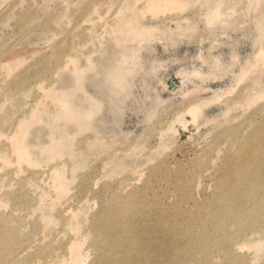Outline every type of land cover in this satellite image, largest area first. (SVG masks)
Wrapping results in <instances>:
<instances>
[{"label": "rangeland", "instance_id": "obj_1", "mask_svg": "<svg viewBox=\"0 0 264 264\" xmlns=\"http://www.w3.org/2000/svg\"><path fill=\"white\" fill-rule=\"evenodd\" d=\"M59 92L84 117L63 116ZM23 117L37 159L0 155V264H71L76 239L86 253L77 264H108L82 231L98 219L120 234L142 219L139 205L157 217L165 208L170 231L240 242L261 225L264 198L253 196L263 209L250 226L221 216L217 177L264 124V0H0V133ZM51 134L72 151L42 152ZM54 166L67 191L38 188ZM119 196L137 206H116ZM190 236L178 245L184 264L206 258ZM144 247L129 264H158ZM240 249L245 264H264V249ZM177 255L160 264H180Z\"/></svg>", "mask_w": 264, "mask_h": 264}, {"label": "bare ground", "instance_id": "obj_2", "mask_svg": "<svg viewBox=\"0 0 264 264\" xmlns=\"http://www.w3.org/2000/svg\"><path fill=\"white\" fill-rule=\"evenodd\" d=\"M68 56L70 55L68 54ZM65 63L67 65V62H64V64ZM64 64L62 66H65ZM123 70L121 71L123 72ZM122 78H120L121 80L119 79L120 82L123 80ZM59 100L63 104V111H62L63 116H66L68 118H76V119L84 117L83 114L79 112V109L71 105L70 102L71 100L68 94H66L65 92H59ZM38 109H36L35 114L30 113L33 115L31 116L34 117L35 120H40L39 115L41 114V112ZM196 109L198 110V108L196 107H191L189 111L190 113L194 114ZM25 118H28V116L27 117L25 116ZM25 118L24 117L21 118V120L18 122L15 128V131H13L14 133L12 135L9 134L7 135L4 132L0 133V140H2L3 137H5L8 140L6 142H9L7 143V147L0 146V155L2 154V157L5 159L6 162H13L15 160L19 164H21L22 162H27L30 164L33 162L35 163V158L37 159V157L33 154L32 149L30 148L32 147V145H30L26 141L27 128L25 124L27 125V122L25 120L27 119ZM31 119L32 118L30 117V120ZM33 120H31V122ZM250 140H253L254 144L250 143L249 142ZM58 143L59 140L57 139V137H55L54 134H51L49 142L41 146L42 152H46L48 154L51 153V156H53L61 150L72 151L71 145H65L58 148L59 145ZM247 145H252V146H247ZM242 150L245 156L242 160L240 161L238 160L237 158L238 154H237V156H234L237 159H233V157L230 156V158L226 159L227 161L221 164L220 171L218 172V177H217L218 192H216L217 194L216 199H218V201L223 200L221 204L222 206L219 207V209L222 211L220 213L221 216L224 217L226 216L227 218L231 217L230 218L231 220L233 221L236 220L239 223L246 220V222H248V225L250 226V224L254 223L255 220L261 218V211L263 209L262 201L254 200L253 196L257 195L258 193L261 194V197L264 198V124H262L261 127H258L254 131V133L252 134V138H250L246 142V146L241 147L239 151L241 154H242ZM3 152L5 153L3 154ZM6 152L10 153L11 157H8L7 155L8 153ZM13 154H17L18 158H16V156H15L16 159L12 158ZM229 160H231V162H229ZM241 171L243 172V174H241L239 180L234 185H232L231 184L232 177L234 175H238V173H240ZM40 174L42 173L40 172ZM51 175L52 178L45 179L44 181L46 182H42V184H39L38 188L40 187L42 189L43 187L46 186L44 185L45 183L47 185L51 183L50 185L54 187L56 190L59 189L63 191L68 190L67 178L65 176L64 170L54 166L52 168ZM45 195H46V191L42 190V192L40 193V197L44 199ZM125 198L126 197L124 196H119L116 206H125L127 208H130L131 205L135 206V202H133L134 201L133 198L132 201H126ZM234 203H238V206H236ZM246 203H248V205ZM212 206L214 207L215 204H212ZM142 207L144 206L139 205L138 207H136L140 209L139 212L142 215V219L140 217L141 220L140 219H139L140 221L137 220L138 222H135L133 226H129L127 228H121L120 234H122L124 238L120 234L114 233L115 226L112 227L107 226L106 223L100 222L98 219L92 222L87 232L82 231L81 235L82 236L84 235L89 236L90 234L92 235L94 248L100 252L105 251L106 260L108 264H129L133 261H136L137 257L135 256V253L138 251V249L142 247L143 244L145 247L144 250L142 251V254L147 253L150 255V257L151 255L154 254L157 257V260L159 261L158 264L164 263L172 257L171 256L172 249L177 251V253L181 254V256L177 255L176 259H180L178 260V262L180 264H184L183 257L189 251L186 254L180 252L178 250V245L179 242L184 237H189L190 235L194 234L193 232H191L193 229H191L190 233H186L182 229L177 230L175 227H174L175 231H170V229L173 226L170 221V215L168 214L169 212L167 213L165 208L160 207V209H162L163 212L160 217H157L154 213L147 215L146 212L148 211L141 210ZM154 211H158V210H154ZM231 215H233V217ZM153 216H156V219ZM258 222H260L261 225H259V227L257 228L254 227L250 229V231L242 237L243 239L241 240L239 239L240 242H236L235 241L236 239H234V237L225 238V240L221 241L219 237L215 236L212 232H207V231H205L203 234H197V235L194 234L193 237L190 236L191 238H194L195 244H197L198 240L202 239L201 241L203 243H201L202 245V247L200 248L201 251L200 250L198 251H200L203 256H206L205 260L199 262L198 255L193 254L192 256H189L191 263L215 264L216 259L222 257L229 261L232 260L236 264H245L246 261L245 257L239 254V251L241 250L240 248H243L244 246L247 247L248 245H254L260 250L264 249V218H262ZM178 227H182V226H178ZM72 228H74V230L77 232L80 231L78 227H72ZM116 228L118 229V226ZM158 228H160L161 230L159 236L161 235L162 239L159 241L160 242L159 246H154L150 242V237L155 235V232ZM165 229L166 230L169 229L170 235L174 236L172 240L174 242L173 245L167 244V240H166L167 236L165 237ZM227 236L228 235L224 237ZM129 237L135 239L130 240ZM116 243H118V250L113 251V245ZM184 247L185 244L182 243L180 248H184ZM70 255L71 256L74 255V261L71 264H77L80 263L82 260H84L86 253L83 249V246L80 245L78 239L75 240V244L71 247ZM64 263L65 261L62 264Z\"/></svg>", "mask_w": 264, "mask_h": 264}, {"label": "water", "instance_id": "obj_3", "mask_svg": "<svg viewBox=\"0 0 264 264\" xmlns=\"http://www.w3.org/2000/svg\"><path fill=\"white\" fill-rule=\"evenodd\" d=\"M172 84H174V83H172Z\"/></svg>", "mask_w": 264, "mask_h": 264}]
</instances>
